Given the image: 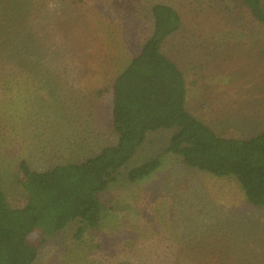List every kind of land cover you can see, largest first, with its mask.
Segmentation results:
<instances>
[{
  "label": "rangeland",
  "instance_id": "374dc122",
  "mask_svg": "<svg viewBox=\"0 0 264 264\" xmlns=\"http://www.w3.org/2000/svg\"><path fill=\"white\" fill-rule=\"evenodd\" d=\"M81 1L72 9L78 18L67 19L64 30L73 28L66 34L85 46L82 53L72 51L70 62L44 52L42 67L9 72L12 92L0 103V183L10 203L23 202L13 167L19 161L44 172L115 144L107 102L97 92L137 54L157 3L181 19L162 54L183 73L187 112L223 139L264 131V27L230 0ZM98 3L108 9L92 6ZM170 136V130L148 133L117 181L98 195V229L80 241L70 223L47 238L34 264H173L181 257L193 264H264V210L248 204L235 178H215L166 153ZM152 158L159 167L129 184L126 174Z\"/></svg>",
  "mask_w": 264,
  "mask_h": 264
},
{
  "label": "trees",
  "instance_id": "16d2710c",
  "mask_svg": "<svg viewBox=\"0 0 264 264\" xmlns=\"http://www.w3.org/2000/svg\"><path fill=\"white\" fill-rule=\"evenodd\" d=\"M230 1L239 12L264 27V0ZM81 2L0 0V103L12 92L9 72L13 69L21 72L42 67L46 52L70 62L72 51L82 53L85 46L75 44L77 39L66 34L73 28L64 30L67 19L78 18L72 15V9ZM81 13L87 21V15ZM150 18L151 33L137 54L97 92L101 101L107 102L115 144L101 148L86 160L44 172L32 171L26 161H19L13 166L18 201H23L19 205L9 202L7 188L3 192L0 183V264H34L47 238L56 236L70 223L76 222L73 237L80 241L88 230L98 229V195L117 181L146 135L159 130L171 131L166 153L181 156L188 168L215 178H235L248 204L264 210V131L248 140L223 139L190 115L185 108L183 73L162 54L165 39L181 28L180 16L169 5L157 3L150 8ZM159 164L158 158H152L130 170L127 182L134 184L148 177ZM173 264H193V259L181 257Z\"/></svg>",
  "mask_w": 264,
  "mask_h": 264
}]
</instances>
